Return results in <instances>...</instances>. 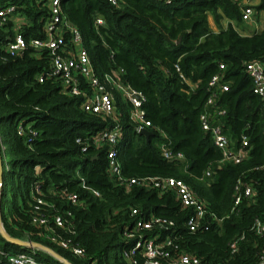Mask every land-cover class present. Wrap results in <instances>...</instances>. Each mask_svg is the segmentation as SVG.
Wrapping results in <instances>:
<instances>
[{"label": "trees", "instance_id": "16d2710c", "mask_svg": "<svg viewBox=\"0 0 264 264\" xmlns=\"http://www.w3.org/2000/svg\"><path fill=\"white\" fill-rule=\"evenodd\" d=\"M47 3L0 0V8L15 6L14 14L25 20L21 29L29 39L44 37ZM63 7L81 31L97 73L103 77L123 70L124 81L143 93L153 135L147 139L136 129L130 118L131 105L117 91L115 114L107 116L83 110V97L69 95L59 81L41 82L39 76L50 65L47 51L32 48L10 55L6 45L14 37L17 22L0 18V204L6 230L14 237L51 247L74 264L92 260L129 264L122 255L126 226L139 215L163 216L174 225L155 227L152 233L172 235L181 249L198 255L204 263L258 264L264 249V235L254 228L257 219L264 222L263 100L254 92L246 64L264 62V27L251 34L238 30L245 22L243 0H121L118 4L63 0ZM254 9L255 15L264 12V0ZM210 16L217 31L210 25ZM98 17L104 19L103 24H97ZM220 63L225 64L222 72L230 84L216 103L226 109L221 117L225 131L238 146L242 135L249 138L250 154L240 163L221 162V149L202 127L209 82L220 72ZM20 124L23 134L18 132ZM117 124L123 175L183 179L206 203L210 223L191 231L186 221L192 209L182 206L175 190L160 193L139 184L127 187L110 175L109 145L97 148L91 140ZM163 145L183 152L185 159L165 158ZM209 167L213 173L205 178ZM36 182L55 209L72 212L76 231L72 237L85 249L84 257L52 241L48 227L32 223ZM240 182L253 183L252 197L237 189ZM63 189L77 192L84 204L74 205L54 192ZM238 195L241 201L236 205ZM133 209L139 214H133ZM232 241H237L235 253ZM0 244L9 252H32L1 233ZM35 255L51 264H65L42 249H36Z\"/></svg>", "mask_w": 264, "mask_h": 264}, {"label": "built area", "instance_id": "2783aa9c", "mask_svg": "<svg viewBox=\"0 0 264 264\" xmlns=\"http://www.w3.org/2000/svg\"><path fill=\"white\" fill-rule=\"evenodd\" d=\"M112 4H118L121 0H108ZM244 9L242 18L245 22H251L255 15L254 5L249 0L243 2ZM49 16L43 25L44 37L26 38L21 25L25 21L23 18H16L15 6L0 8V18L2 22L8 19H16L17 25L14 37L6 45V50L10 55L23 54L29 49L47 51L50 65L44 74L39 76L42 82L45 79H55L59 81L64 90L71 96L83 97L82 108L93 113H102L113 116L116 111L115 91L131 105L130 118L135 123L136 129H149L152 126L150 120L146 118V111L143 108L145 96L126 83L122 78L121 70L116 74H105L101 77L94 66L89 51L84 44L81 31L71 22L63 7V0H48ZM102 17L97 18V24H103ZM225 64L220 63V72L216 73L209 82L210 93L208 95L205 110L201 114L202 127L212 134L215 145L222 151L221 162L240 163L248 158L250 154V144L247 135H242L240 146L233 143L225 131L221 117L226 114V109L216 105L219 95L223 91L229 90V82L224 80L223 70ZM246 70L253 79L254 92L263 100L264 118V62L253 60L246 64ZM25 131L23 124L19 126V134ZM121 134L120 125L106 127L92 136L91 143L95 147L109 145L107 151L108 171L119 184L130 187L135 184L144 185L150 188H157L160 193L168 190H175L177 198L182 206L191 208L192 213L186 221L187 227L191 231H196L203 224L210 223L206 219L207 205L197 195V193L183 180L174 176L167 177H125L122 172V165L118 155V140ZM264 134V126H263ZM163 155L167 159L184 160L185 155L181 151H174L171 147L163 145ZM213 171L209 167L204 173V177H210ZM83 186L85 185L82 179ZM242 188L246 197L254 195L252 182H240L237 189ZM63 199L70 203L84 204L77 192L67 189L54 191ZM94 193L100 195L98 190ZM32 195L34 204L32 210V223L38 227H48L49 236L52 241L69 250L77 257L86 255L85 249L76 242L72 234L76 231L72 226L70 216L72 212L65 213L55 209L56 205L47 200L39 182L33 185ZM241 201V195L236 198V205ZM133 214H139L138 209L132 210ZM174 225V221L163 216L145 217L139 215L132 224L126 226L123 232V240L126 245L123 247V258L129 264H206L202 258L194 253L187 252L179 247L172 235H161L152 231L155 227ZM256 232L264 235V222L257 219L254 224ZM63 230L65 234L59 232ZM68 233V234H67ZM232 253L238 250L237 241L230 243ZM32 252L13 253L4 250L0 244V264H51L49 261L38 259L35 255V247H28ZM5 260V261H4ZM90 264H100L92 260ZM258 264H264V249L262 250Z\"/></svg>", "mask_w": 264, "mask_h": 264}, {"label": "water", "instance_id": "95a60500", "mask_svg": "<svg viewBox=\"0 0 264 264\" xmlns=\"http://www.w3.org/2000/svg\"><path fill=\"white\" fill-rule=\"evenodd\" d=\"M140 133L144 134L147 139H150V137L153 135V132L150 129L144 128L140 131ZM2 181H3V162H2V156H1V150H0V202H1V187H2ZM0 233L2 234V236L10 241L13 242L19 246H23V247H35L37 249H42L44 251L49 252L50 254H52L54 257H56L57 259L61 260L62 262H64L65 264H74L72 261H70L69 259L65 258L64 256H62L60 253H58L57 251H55L54 249H52L51 247H48L46 245H43L39 242H35V241H29V240H24L22 238H18V237H14L12 236L5 228L4 223L2 221V216H1V204H0Z\"/></svg>", "mask_w": 264, "mask_h": 264}, {"label": "crops", "instance_id": "0c3cea01", "mask_svg": "<svg viewBox=\"0 0 264 264\" xmlns=\"http://www.w3.org/2000/svg\"><path fill=\"white\" fill-rule=\"evenodd\" d=\"M245 1H247V0H243V2H245ZM249 2L252 3L253 5H256L260 2V0H249ZM255 16H257V15H255ZM258 16H257V18H253V20L249 24V25L253 26L254 29H251L250 31H244V32L241 31L243 34H251L255 31H260L264 27V12L258 13ZM209 21H210L211 27L215 31H217L218 27H217L214 19L212 18V16L209 17ZM227 23H228V21L224 20L223 25L226 27ZM246 23H248V22H246Z\"/></svg>", "mask_w": 264, "mask_h": 264}, {"label": "rangeland", "instance_id": "374dc122", "mask_svg": "<svg viewBox=\"0 0 264 264\" xmlns=\"http://www.w3.org/2000/svg\"><path fill=\"white\" fill-rule=\"evenodd\" d=\"M258 16V15H257ZM257 16L254 15V18H257ZM259 17V16H258ZM250 22L246 23L244 22L243 25H238V30L241 32H244V31H250L251 29H254L253 26L249 25ZM246 26V27H245ZM241 32V33H242ZM243 34V33H242ZM29 126V125H28ZM116 253V250L115 251H112L111 253V257L114 256V254Z\"/></svg>", "mask_w": 264, "mask_h": 264}]
</instances>
